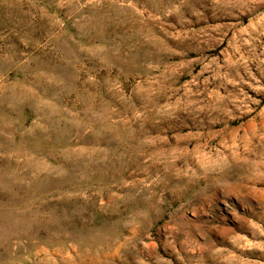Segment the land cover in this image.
<instances>
[{
	"label": "rangeland",
	"instance_id": "obj_1",
	"mask_svg": "<svg viewBox=\"0 0 264 264\" xmlns=\"http://www.w3.org/2000/svg\"><path fill=\"white\" fill-rule=\"evenodd\" d=\"M0 264H264V0H0Z\"/></svg>",
	"mask_w": 264,
	"mask_h": 264
}]
</instances>
